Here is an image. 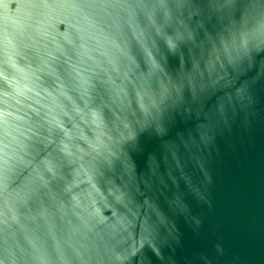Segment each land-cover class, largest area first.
Masks as SVG:
<instances>
[{"label": "water", "instance_id": "95a60500", "mask_svg": "<svg viewBox=\"0 0 264 264\" xmlns=\"http://www.w3.org/2000/svg\"><path fill=\"white\" fill-rule=\"evenodd\" d=\"M0 264H264V0H0Z\"/></svg>", "mask_w": 264, "mask_h": 264}]
</instances>
